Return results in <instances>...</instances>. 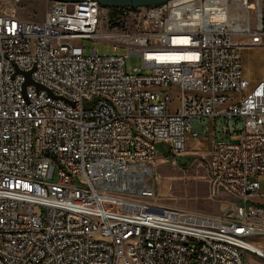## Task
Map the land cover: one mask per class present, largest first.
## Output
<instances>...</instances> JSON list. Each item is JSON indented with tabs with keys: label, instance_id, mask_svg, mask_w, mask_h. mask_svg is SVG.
Wrapping results in <instances>:
<instances>
[{
	"label": "built area",
	"instance_id": "built-area-1",
	"mask_svg": "<svg viewBox=\"0 0 264 264\" xmlns=\"http://www.w3.org/2000/svg\"><path fill=\"white\" fill-rule=\"evenodd\" d=\"M22 1L0 0V264L264 258V77L241 61L264 48V0L52 1L41 18ZM201 136L212 193L239 202L151 204L158 151Z\"/></svg>",
	"mask_w": 264,
	"mask_h": 264
},
{
	"label": "rangeland",
	"instance_id": "rangeland-1",
	"mask_svg": "<svg viewBox=\"0 0 264 264\" xmlns=\"http://www.w3.org/2000/svg\"><path fill=\"white\" fill-rule=\"evenodd\" d=\"M52 0H23L21 12L26 17L41 18L52 5ZM103 52H109L106 47L100 48ZM249 60V68L252 77H257L264 72V57L254 55ZM134 68H140L147 73L148 69L142 68L140 57L132 55L126 59V70L133 73ZM185 153L164 156L159 150L157 161L153 168V177L150 182L154 184L155 195L148 201L156 206H172L196 211L202 214H217L222 205L231 202L238 203L237 197L229 196L218 188L212 193L211 185L206 176L205 164L207 162L209 142L205 139L195 140L193 146L188 141ZM192 146V147H191ZM264 242V238L260 240ZM245 264H264V258L251 252L243 254Z\"/></svg>",
	"mask_w": 264,
	"mask_h": 264
},
{
	"label": "crops",
	"instance_id": "crops-1",
	"mask_svg": "<svg viewBox=\"0 0 264 264\" xmlns=\"http://www.w3.org/2000/svg\"><path fill=\"white\" fill-rule=\"evenodd\" d=\"M254 55H257V57H259V58L264 57V48H260V47L245 48V49L242 50V54H241L242 72H243L244 77L249 80V83H250L251 87L255 86L264 77V72L262 74H259L257 77H252L251 70H250L248 64H249V60H255V59H253ZM199 139H205V140H207L209 142V151H208V157H207V159H208L209 158V154H210V149H211V138L210 137L201 136L199 138L194 139V138L189 137L188 141L193 146L195 140H199ZM188 148H190V146H188V143H187V149ZM185 152H183V153H185ZM183 153H181V154H183ZM163 155L167 156L166 154H163ZM261 246L264 249V242L261 243Z\"/></svg>",
	"mask_w": 264,
	"mask_h": 264
},
{
	"label": "water",
	"instance_id": "water-1",
	"mask_svg": "<svg viewBox=\"0 0 264 264\" xmlns=\"http://www.w3.org/2000/svg\"><path fill=\"white\" fill-rule=\"evenodd\" d=\"M52 1H64V2H75L82 0H52ZM96 1L99 5L106 8L112 7H138V6H149L159 5L167 2L168 0H92Z\"/></svg>",
	"mask_w": 264,
	"mask_h": 264
},
{
	"label": "bare ground",
	"instance_id": "bare-ground-1",
	"mask_svg": "<svg viewBox=\"0 0 264 264\" xmlns=\"http://www.w3.org/2000/svg\"><path fill=\"white\" fill-rule=\"evenodd\" d=\"M264 237H261L260 240H262ZM253 249H255V251L260 252L259 248H256V246H253ZM264 254V253H263Z\"/></svg>",
	"mask_w": 264,
	"mask_h": 264
}]
</instances>
